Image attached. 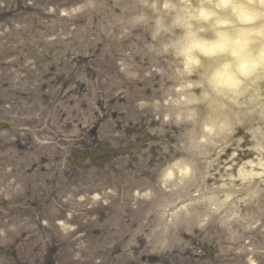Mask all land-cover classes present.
<instances>
[{"label":"rangeland","instance_id":"obj_1","mask_svg":"<svg viewBox=\"0 0 264 264\" xmlns=\"http://www.w3.org/2000/svg\"><path fill=\"white\" fill-rule=\"evenodd\" d=\"M167 2L0 0V114L21 138L0 132V245L17 243L0 264H264V65L241 74L229 46L185 67L218 28L192 18L201 0ZM203 6L255 56L263 16ZM92 131L123 154L70 167Z\"/></svg>","mask_w":264,"mask_h":264},{"label":"clouds","instance_id":"obj_2","mask_svg":"<svg viewBox=\"0 0 264 264\" xmlns=\"http://www.w3.org/2000/svg\"><path fill=\"white\" fill-rule=\"evenodd\" d=\"M205 3L214 5V8L217 10L231 8V11L235 15L236 19L244 24L252 23L259 17L264 16V12L251 10L245 6V3H241L239 0H201V6L195 9L192 18L204 22L214 21L213 26L216 28L226 27L231 23V21L226 18H221L217 11H213L210 8L204 7L203 5ZM246 3L249 5L258 3L262 8H264V0H246ZM164 7H169L167 0H165ZM61 14L65 15L66 13L62 11ZM201 30L203 31V29ZM259 34L261 33L257 32V35ZM216 35L217 39L211 41L196 39L193 35L182 52L186 60L185 67L199 63L198 57L192 55L193 52H198L205 57H214L228 51L231 44V55L238 56V49H243V47L248 43L247 40L242 41L240 39L230 41L227 34L224 32H218ZM259 59L264 61V51H261ZM255 66L256 62H253L250 65L248 61L244 60L239 63L237 70L241 74H247L250 69L254 68ZM228 67L229 65H224V71H218L215 74L214 79L216 80L217 84L224 86H234L236 83V81L233 80L232 75L228 73ZM61 227H64L62 222ZM248 264H255V261L249 257Z\"/></svg>","mask_w":264,"mask_h":264},{"label":"bare ground","instance_id":"obj_3","mask_svg":"<svg viewBox=\"0 0 264 264\" xmlns=\"http://www.w3.org/2000/svg\"><path fill=\"white\" fill-rule=\"evenodd\" d=\"M260 24H261V27L259 28V29H264V16L262 17V21L260 22ZM257 28V27H256ZM258 29V28H257ZM239 30H241L238 34H236V37H235V33H228L226 30H224L223 28H218L217 30H216V34L218 33V32H224V33H226L227 34V36H228V38H229V40L230 41H235V40H237V39H240V40H244V38L247 36V35H242V34H244V32H243V29L242 28H239ZM215 38L217 39V35L215 36ZM251 38V37H250ZM256 38V37H255ZM200 40H202V39H200ZM250 42H252V41H250ZM255 47H256V50H255V56H252V55H250V53L249 54H247V53H244L241 49H238V51H239V55L238 56H236L235 57V63L233 62L231 65L233 66V67H235L236 69H238V65H239V63L241 62V61H244V60H246V61H248L249 62V64L251 65L253 62H258V65H259V63H261L262 65H264V61H261L260 59H259V57H260V53H261V51H264V39H262V40H258V41H256L255 42ZM230 49H231V44H230ZM217 57H220L221 58V55L220 56H217ZM213 59V58H212ZM219 60V58H217V59H215L214 58V63H213V65L211 66V69H210V78H211V80L210 81H212V80H214V77H215V74L218 72V71H221V62H217ZM233 67H232V69H233ZM231 69V68H230ZM230 69H227L228 70V73L229 74H231L232 75V77H233V80L235 81V78H234V74L232 73V71L230 70ZM217 98V97H216ZM217 103V102H216ZM217 106L215 107V110H219L218 111V114L219 113H221V111H220V106L218 105V103L216 104ZM176 171V173H181V174H186L187 173V171H186V169L184 168V166L182 165V163H175L174 165H172V166H170L169 167V169H168V171L165 173V177L166 178H168L169 176H171L172 174H173V172H175Z\"/></svg>","mask_w":264,"mask_h":264}]
</instances>
